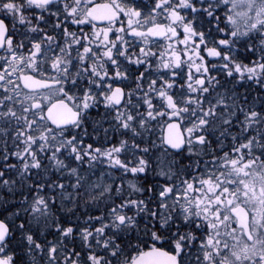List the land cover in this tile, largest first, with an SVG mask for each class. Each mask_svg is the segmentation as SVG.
I'll use <instances>...</instances> for the list:
<instances>
[{
    "label": "rangeland",
    "instance_id": "rangeland-1",
    "mask_svg": "<svg viewBox=\"0 0 264 264\" xmlns=\"http://www.w3.org/2000/svg\"><path fill=\"white\" fill-rule=\"evenodd\" d=\"M108 1L116 2L125 12H130L131 9L136 8L139 11L138 15L140 16L141 14L140 17L138 16V19L135 18L137 20L135 27L139 30L144 29L147 25L159 24L161 20L167 19L166 14L169 15L172 10L174 11L175 4H177V0H171L168 3L153 0L152 4L142 0L138 2L134 0V2L131 0ZM192 1L182 0L179 5L186 8V3ZM204 1L207 3L208 0ZM227 1H229L228 10L230 14L229 20L231 21L230 26H232L231 31L236 35L237 39L245 35L246 32H248L247 35H252L249 32L254 28L256 30L260 29L261 24L264 23V17H262L264 5L261 6L259 0ZM134 4H136V7H134ZM126 14V19H129L131 16ZM196 18L197 16L192 17V20H196ZM174 22L170 18L171 28L174 27ZM183 26L185 28L192 26L189 15L180 21V27ZM133 34L130 36V40L134 44L132 57L137 55V52H134L135 49L137 51L146 50L145 48L137 49L138 45L135 44V41L139 37ZM206 40L205 42H207ZM221 40L223 39H218L217 43ZM199 42L205 45L202 39H199ZM210 42L214 44L212 40ZM256 43L257 40L255 39L254 44ZM155 44L149 42L146 45V48L149 49L146 52L149 54H146L144 65L135 64L133 67L132 65H124L123 63L115 65L116 68L123 69L124 71L130 68L131 80L127 81L128 94L134 95L130 99L131 103L129 100L123 108L115 110L117 124L113 126L117 132H123L126 143L122 144L120 149L115 147L111 151L106 149L107 146L105 145L103 147L99 146V151L101 152L98 155L93 153L95 148H92L89 152L90 156L88 155L86 158L88 162H91L92 166L89 172H85L81 166L85 160L83 154L87 155V151L83 149V145H78L76 143L78 142L77 140L75 143H71L73 137L66 136L65 132L54 130L47 132L44 135L46 138H43V141H37L31 150L33 151L32 155L34 153H39L40 156L46 154L45 158L50 162V166L45 167L42 163L40 168L36 167L35 172L32 173V177L42 178L47 181L57 180V176L54 175L53 179L49 175V173L53 172L61 180L74 181L75 179V182H79V186L90 194L93 202L102 199L103 205L108 200L107 204L109 206L102 210V213L105 215L104 219H98L100 225L107 222L105 226L109 227V231H111L109 233L111 238H108V241L98 230L91 232L79 230V232H76L77 227L75 226L77 242H81L83 245L85 241L86 244H90L88 246H91V248H93L91 244L95 242L96 249L93 248L91 253H87V255L92 257V261L96 260L97 263L102 262L104 264H126L128 251L132 252L134 248V246L129 245V247L126 246L127 248H119L117 252V249H114L110 244V240L118 239L119 232L121 231L125 232V235L127 234L128 243L131 242L127 231V224H116L119 212L123 210L122 206L118 207V204H115L113 211L110 209L112 205V201L110 200L111 186L114 182L112 179L119 181L117 183L118 192H124L126 198L129 196L139 197L144 192V187L156 184L157 195L162 194L166 196V203H170L172 200L174 204L180 205L179 218L181 220L185 213L190 211L189 203L191 195L188 192L187 185L199 178L210 183L212 182L216 186V189L218 188L216 192H213L212 197L227 194L236 204H242L251 212L254 211L252 213L254 237L253 241H246L244 236L239 234L233 227L228 226L225 228V226H222L221 230L215 232L205 242L202 236L192 235L189 229L181 225L177 232V237L180 238L181 242L191 243V248L196 252L194 254L190 251L191 260H194L195 257L197 258L192 264H264V155L258 156L259 152V154H262L264 145L260 146L258 142H254L249 136H243L242 139L240 135L236 136L238 134L235 132V130H255L264 126V114L261 113V106L262 111L264 110V95H259L258 97L260 101L263 98L257 105L258 109L254 107L252 110L249 105H245V110L242 111L243 121H235V123L231 117L232 114L228 110L217 112L216 108L220 107L221 103L225 104L223 100L215 99L213 103L206 101L207 108L210 109L208 111L205 105V109L201 110L192 108V105L196 103L194 101L186 102L185 104L184 101H177L180 107L179 118L188 135V145L184 152L178 155L173 154L167 151L161 143V127L164 123V117L168 114L169 106L165 101V96L162 98L160 94L163 93L165 85L171 83L176 77L170 76L169 70H166L167 67L163 66L164 62L159 60L157 53L159 52L161 56L162 51ZM141 45L144 46V44ZM208 49L205 50V54H207ZM212 53L210 55H214V51ZM6 55H9V53ZM243 69L245 71L244 74L250 75L252 78L256 77V68L247 67ZM233 75L226 78L232 79ZM13 81V70L8 69L4 65L0 69V148L8 147L7 140L14 141L16 138H22L25 141L33 137V135L41 133L45 126L39 120L41 111L31 107V104L34 102H40L44 110H46L51 102L63 96L73 101V106L76 109L86 110V108H81L80 106V94L84 95V99L87 100L83 104L89 102L87 93L91 90L90 87L83 86L80 89L79 87H55L46 93L36 94L25 91L23 87L17 86ZM234 83L236 84V79H234ZM100 93L102 94L101 91ZM168 94L173 96L174 99L182 97H187L186 100L193 99L190 97L189 94L191 93L188 90L179 91L176 94L171 90ZM96 102L101 106V108H98V111H101L100 114L108 111L105 107L106 102L103 99L96 100ZM213 106L215 107L213 108ZM190 107L191 111L188 112L187 109ZM123 111L124 113L121 114ZM112 118H114L113 114ZM217 122H221V130L225 136L215 130ZM205 131L209 133L208 136L204 134L206 144L200 145L194 138ZM257 139H259L258 136ZM234 140H239L241 143L238 144L240 146L236 149H234L236 142ZM262 142L264 143V140ZM211 144L215 145L214 150H212ZM243 145L246 146V151L243 150ZM11 152L12 149L11 151L4 152L3 159L12 160ZM28 157L30 158L28 155L25 156V158ZM37 157V155L31 156L30 162H33V159ZM25 164L28 165L25 162H22L20 165L13 164V167H10V169L15 168L19 171L22 168L25 171L26 168H29ZM183 164H185L184 168L181 167ZM110 169L115 171V176L111 175ZM15 175L17 177L22 176L21 174ZM89 178L91 180H86ZM4 179L5 177L0 178V182ZM86 182L92 184L85 186ZM258 186L262 188V194L259 192ZM252 188H254V191L251 193ZM73 190L77 192L74 182L70 188L66 184L50 185L49 183V192H54L53 200L57 199L62 202L64 198L71 197ZM105 195L108 196V199L102 198ZM76 197L78 196L76 195ZM183 201L185 202L184 204ZM43 202L40 200L34 202L36 205L33 207L37 211L33 214L35 227H38L36 224L42 223L41 220L44 221V224L48 225L51 210L47 205L43 207ZM77 202L76 199L72 200V205L69 208L70 211H74L81 203V201ZM122 204L124 205V202ZM60 206L62 205L60 204ZM139 207L140 204L138 203L133 207V211L137 212L136 215H133L131 221H129L132 226H136L134 218L138 217L139 219V214L143 212L140 211ZM225 217L229 222V216L225 214ZM0 218L5 220L10 227L9 241H11L17 235V229L15 226L11 227L9 220L6 218ZM121 218L124 217L121 216ZM137 223L138 226L141 225L139 221ZM72 230L67 231L69 240L73 236L72 232L74 231ZM136 233L142 238L140 227H138ZM56 234L51 236V239H48L45 237L46 230H40L38 238L34 236L33 238H26L24 243H27V250H29L31 255L21 253L25 257L22 264H77L78 258H74V255H71L70 252L68 254L64 252L62 247V244L65 245L67 243L65 240H68V238L61 232H56ZM9 241L0 247L1 254L6 256L12 264L13 262L14 264H21L19 261L17 262L13 253L8 249ZM19 250L20 248H18Z\"/></svg>",
    "mask_w": 264,
    "mask_h": 264
},
{
    "label": "flooded vegetation",
    "instance_id": "flooded-vegetation-1",
    "mask_svg": "<svg viewBox=\"0 0 264 264\" xmlns=\"http://www.w3.org/2000/svg\"><path fill=\"white\" fill-rule=\"evenodd\" d=\"M97 1L103 2L105 0H68L49 5L36 4L29 0H0V40L5 31L3 49L0 50V69L4 65L8 69H12L14 84L24 89L30 77L44 81H59L58 85L60 87L72 86L79 87V89L83 86L90 87L91 90L87 93L88 103L83 104L87 100L84 99V95H79L80 106L86 108V110L79 109V125L75 130L77 133L76 140L82 145L86 144L87 135L92 132V135H90L94 146L96 145L94 147L95 155L101 152L99 146L103 147L105 145L107 146L106 149L111 151L115 147L120 149V146L126 143L123 132H117L113 126L117 124L115 110L123 108L134 95L128 94L127 81L131 80L130 68L124 71L116 68L115 65L121 63L132 65V67L135 64L144 65L146 50L137 51L135 49L134 52L136 51L137 55L132 57L134 47L132 40H130L132 32L133 35L139 37L135 41V44L138 45L137 49H146V44L149 42L146 29L139 30L134 26L132 9L130 12H125L121 8L122 15L120 19L110 25L92 24L89 21L88 12L90 6ZM112 3L114 6L119 7L116 2L112 1ZM127 12L128 14H126ZM174 13L175 23L178 24L177 29H171L169 23L161 22L167 26L170 32L168 31L169 34L163 40L164 42L156 43V47L162 51L161 56L157 53L158 58L164 62L163 66L167 67L166 70H169V75L184 77L187 81L186 83L181 79L173 80L165 85L164 94H160L162 98L165 96V99L172 105V110H168L170 117L179 119L180 107L178 102L184 101V104L190 101L197 102V97L193 94L202 96L203 93L210 95L214 92V88L221 82V79L214 72L218 67L228 69L226 77L233 74L235 77H242L246 74L240 66H234L233 63L228 64L229 66L220 64L222 61L227 62L228 59L227 54L222 52V49L227 46L225 40L220 42L219 48L208 46L209 52L207 54L197 49L195 47L194 37L196 35L193 32L194 30L190 27H186L187 29L184 26L180 27L181 18L177 12ZM125 14L131 17L126 19ZM134 16H136L135 13ZM171 16L172 14H170ZM189 16L192 25L194 13L189 14ZM141 44H144V46ZM213 51L214 55H210V53L213 54ZM7 53L9 55H6ZM196 58H200L198 63ZM213 61L215 63H212ZM212 73L216 74L218 78H212ZM204 74L209 78L205 79ZM35 85L36 83H34ZM185 88L191 89L189 92L193 94L189 95L193 99L186 100L187 97L177 98L176 104H173L172 100L174 98L168 94L169 91L172 90L177 93ZM49 89L32 92H36V94L46 93ZM117 89H120L123 96L119 104L116 103L118 98ZM170 97L173 99L171 100ZM100 99L106 102L105 107L108 109L104 114H100L101 111H98L101 106L96 100L99 101ZM194 106L197 107L198 105L195 104ZM223 106L227 107L228 104L225 102ZM31 107L41 111L39 120L45 127L40 134L33 135L28 140L24 141L21 138L20 141L18 138L17 142L13 144L12 160H4L3 148H0V178L3 177L6 167H13V164L20 165L22 162L28 164H25L26 167H29L25 171L22 168L19 171L15 169L16 173L21 175L29 171L30 168L35 172L36 167L40 168L42 163L45 167L50 166V162L45 158L46 154L40 156L39 153H34L32 155V146L37 141H43V138H46L44 135L52 131V128L46 121V110L43 109L42 104L34 102ZM187 111L189 112V109ZM123 113L124 111L121 114ZM112 114L114 118H112ZM89 122L92 131H89ZM202 136L205 137L204 134ZM27 155L30 158H25ZM35 155L38 157L30 162L31 156L34 157ZM181 167L184 168L185 164ZM10 170L14 172L13 169ZM110 172L111 175H116L114 170L111 169ZM112 180L114 181L111 189L113 206L118 196L124 201V205L120 204L123 205L120 206L123 210L120 209L121 212L119 213L124 215L123 221L125 225L127 224V231L131 239V242L128 243L126 234L125 247L137 245L132 241V237L134 234L139 237L136 232L140 227L142 231V239L139 241L140 247L152 245L153 247L163 248L173 254L179 264H192L197 258L191 260L190 251L194 254L196 252L191 248V243L181 242L180 238L177 237L180 226L189 229L192 235L202 236L205 242L215 232L221 230L222 226H225V228L228 226L233 227L239 234H242L243 232L237 227L236 218L233 215V209L240 205L250 215V232L252 238L254 237L252 223V213L254 211L251 212L242 204H236L227 194L212 197L213 192L218 189L212 182L199 178L187 185L188 192L191 195L190 211L185 213L181 220L179 218L180 205L174 204L172 200L170 203H166V196L157 195L156 184L144 187V192L139 197L129 196L126 198L125 193L117 192L119 181ZM258 189L262 194V188L258 186ZM253 191L254 188L251 189V193ZM135 200H138L140 211L143 212L139 214V219L138 217L134 218L136 226H132L129 221L137 212L133 211V207L137 204ZM225 214L229 216V222ZM137 221L140 222V226H138ZM130 249L132 250V248ZM131 255L132 252L129 250L126 262L130 261Z\"/></svg>",
    "mask_w": 264,
    "mask_h": 264
},
{
    "label": "trees",
    "instance_id": "trees-1",
    "mask_svg": "<svg viewBox=\"0 0 264 264\" xmlns=\"http://www.w3.org/2000/svg\"><path fill=\"white\" fill-rule=\"evenodd\" d=\"M259 2L261 6L264 5V0H259ZM192 3L197 14L196 20L193 21V28L203 35L201 39H203L204 42L206 37L207 40L211 39L213 42H215V40L217 41L218 39H223L226 41L227 46L226 48H223L224 50L222 49V52L227 54L226 56L228 59L227 62L222 61L220 64L228 65L233 63L234 66H240L242 70H244L243 68L254 67L256 68L257 72L255 78L250 77V75H244L242 77L233 76L232 79H228L225 78L228 74V69L226 70L223 67H218L214 72L218 75L219 79H221V82L214 88V92L210 95H198L196 99L197 102L195 104H198V106L207 104V99L210 101L215 99L223 100L224 103H228L229 107L218 108L217 112L219 113L221 111L228 110L232 114L231 117L234 123L235 121H243L242 111L245 110L244 106L249 105L252 110L254 107L258 109L257 105L263 100V98H261L262 100L260 101L258 97L259 95H264V23L261 24L260 29H252V31L249 32L252 35H247L248 32H246L245 35H242V37L237 39L236 35L231 31L232 26H230L231 21L229 20L230 14L228 10L229 1L208 0L206 3L204 0H193ZM262 17H264V14ZM255 39L257 40L256 44H254ZM219 46L220 45L218 43L213 45L214 48H219ZM200 47L204 49L203 46ZM212 63H215V61ZM216 74L213 73L214 76H216ZM234 79H236V84L234 83ZM261 113L264 114V110L262 111V106ZM88 126L89 131H92L90 122L88 123ZM215 130H217L218 133L221 132V135L225 136L221 130V122H217L215 124ZM235 132L238 134L236 136L240 135L242 139L243 136H249L254 142H258L260 146L264 145L262 142L264 140V126L256 128L255 130H235ZM65 133L66 136L73 137L71 143L76 142V130H74L73 134H71V132ZM89 133L92 135V132ZM90 134L87 135L86 144L83 145L84 150H86V148H92L96 146H94L93 139ZM257 136L259 139H257ZM14 142L15 140H7L8 147L3 148V152L11 151V147ZM76 143L78 145L81 144L79 142ZM238 144H241L239 140L235 142L234 149L240 146ZM211 146L212 150H214L215 145L211 144ZM243 147L245 148L244 145ZM262 150L263 154L264 148ZM262 154H258V156H262ZM88 155V153L87 155H83L85 160L81 164L82 169H84L85 172H89V169L92 166L91 162L86 160ZM10 167L11 166L6 167L3 177H1H5V179L0 182V217H4L9 220L11 227L15 226L17 229V235H15L12 240L9 241L8 245V249L13 253L17 262L19 261L22 264L24 263L23 259L25 258L23 255H31L29 250H27V243H24V240H26V238H33V236L38 238L39 231L46 230L45 237L48 239H51V236L53 235H57L56 232L65 234V237L68 238V240H65L67 242L65 245L62 244L64 252H67V254L70 252L71 255H74V258H78V262L84 264H104L102 262L97 263L96 260L92 261V257L87 255V253H91L93 248L96 249V243L93 242L91 244L93 248H91V246H88L90 244H86L84 241L83 247L81 242H77L78 239L76 232H79V230H86L90 232L98 230L104 235V237L107 238L108 241V238H111L109 235L111 231H109V227L105 226L107 222H104L102 225H100L98 220L104 219L105 215L102 213V210L109 206L107 204L108 200H106L103 205L102 199H98L97 202H93V200L90 198V194L87 191H84V189L79 186L80 183L77 181L75 182V179L74 181L67 179L61 180L57 174L51 172V177L54 179V177L57 176L58 181L52 180L48 182L42 178H33V169L31 168L21 177H17L15 175L17 174L16 171H11ZM86 180L91 179L89 178ZM73 182L76 185L77 192H74L73 190L71 197L64 198L62 202L58 201L57 199L53 200L54 192H49V183L50 185L66 184L67 187L70 188ZM87 184L92 183L86 182L84 185L86 186ZM76 195L78 197H76ZM102 198L108 199V196L105 195L102 196ZM73 199H76L78 202L81 201V203L75 208L74 211H70L69 208L72 205L71 202ZM37 200L44 201L42 203L43 207L47 205L51 210V215L48 218V225L44 224V221L41 220V224H36L38 227L34 226L35 222L33 220V214L37 211L33 206L36 205L34 202ZM110 200H113L112 196H110ZM115 202L122 203L124 201L120 196H118ZM60 204L62 206H60ZM75 226L77 227L76 232ZM45 227H47V229H45ZM71 229H73L72 231L74 232H72L73 236L70 237L69 240V237H67V231ZM141 239L142 238L134 234L132 241H135L136 244H139ZM116 240H118L117 243L120 245V247L117 246V248H115L113 245L112 247L117 249L118 252V248L123 249L126 244L125 232H119V237ZM18 248H20L19 251ZM21 253L24 254L22 255Z\"/></svg>",
    "mask_w": 264,
    "mask_h": 264
},
{
    "label": "water",
    "instance_id": "water-1",
    "mask_svg": "<svg viewBox=\"0 0 264 264\" xmlns=\"http://www.w3.org/2000/svg\"><path fill=\"white\" fill-rule=\"evenodd\" d=\"M37 3H51L56 0H31ZM110 8L109 5H102ZM100 6H96L94 10V17L97 13L96 9ZM111 20L118 17L117 13L113 15L110 13L107 15ZM157 37L164 35L163 27H160L155 30ZM56 84V82H46L44 87L51 86ZM47 119L50 124L56 128H61L65 126L72 125L78 119V113L72 109L65 101L56 102L48 112ZM164 143L167 147L180 151L183 148L184 140L183 134L179 127V124L172 122L166 125L164 129ZM238 219V225L244 228L245 234L248 235V226H247V216L243 209H239L236 213ZM9 227L8 225L0 219V245L3 244L9 236ZM0 264H9L7 259L0 257ZM131 264H178L175 257L170 254H167L163 250L159 249H149L144 253L138 255Z\"/></svg>",
    "mask_w": 264,
    "mask_h": 264
}]
</instances>
